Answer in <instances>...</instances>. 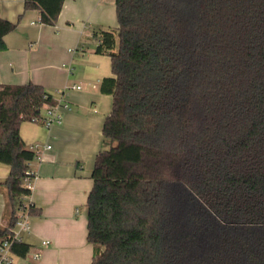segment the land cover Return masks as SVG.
Here are the masks:
<instances>
[{
  "label": "trees",
  "instance_id": "1",
  "mask_svg": "<svg viewBox=\"0 0 264 264\" xmlns=\"http://www.w3.org/2000/svg\"><path fill=\"white\" fill-rule=\"evenodd\" d=\"M65 0H24L55 26ZM117 28L87 198L91 264H264V0H115ZM22 17V16H21ZM20 17V19H21ZM19 19V20H20ZM18 23L0 16V51ZM58 101L42 85L0 84V184L11 238L37 153L21 136ZM111 142V143H112ZM42 212L29 205L30 217ZM32 246L14 242L27 257Z\"/></svg>",
  "mask_w": 264,
  "mask_h": 264
},
{
  "label": "crops",
  "instance_id": "2",
  "mask_svg": "<svg viewBox=\"0 0 264 264\" xmlns=\"http://www.w3.org/2000/svg\"><path fill=\"white\" fill-rule=\"evenodd\" d=\"M0 16L18 23L0 51V84L42 85L71 107L62 112V125H21L26 144L39 145L40 158L30 163L33 190L26 202L42 214L31 217L22 241L32 249L25 258L14 255L15 264H91L86 204L95 158L108 144L103 124L112 108V96L102 94L100 84L113 76L110 57L96 53L97 31L117 28L115 0H65L55 26L40 24V12L25 11L24 0H0ZM10 170L0 163V184ZM7 204L0 189V223Z\"/></svg>",
  "mask_w": 264,
  "mask_h": 264
},
{
  "label": "built area",
  "instance_id": "3",
  "mask_svg": "<svg viewBox=\"0 0 264 264\" xmlns=\"http://www.w3.org/2000/svg\"><path fill=\"white\" fill-rule=\"evenodd\" d=\"M77 89H80V87H76ZM70 104L66 102H58L55 106H45L44 112L45 114L42 115V124L46 126L47 128L53 127L55 125H62L64 118H63V111L64 110H70ZM32 150H34L37 153L36 158H40L39 155V145H32L30 146ZM48 149L51 148V146L47 147ZM26 187L29 190H33V184L32 179L27 178L25 180ZM30 196H24L22 197L23 200V206L21 208V212L18 215V222L14 229L13 236L11 238L7 239H1L0 240V264H15L14 261V255L12 253V245L14 242H21L23 238V234L25 232L30 231L31 224L30 220L31 217L29 215V205L30 203L26 202V199ZM49 241H44V244L48 245ZM35 258H39V256H35Z\"/></svg>",
  "mask_w": 264,
  "mask_h": 264
},
{
  "label": "rangeland",
  "instance_id": "4",
  "mask_svg": "<svg viewBox=\"0 0 264 264\" xmlns=\"http://www.w3.org/2000/svg\"><path fill=\"white\" fill-rule=\"evenodd\" d=\"M100 30H101V29H100ZM100 30L97 31V36H98V33H99ZM43 111H44V110H43ZM111 142H112V141L108 140V144L105 145L104 149H109L110 145H111V144H114V142H112V143H111Z\"/></svg>",
  "mask_w": 264,
  "mask_h": 264
}]
</instances>
